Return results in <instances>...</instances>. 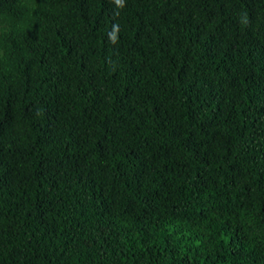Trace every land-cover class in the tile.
I'll return each mask as SVG.
<instances>
[{"label":"trees","instance_id":"obj_1","mask_svg":"<svg viewBox=\"0 0 264 264\" xmlns=\"http://www.w3.org/2000/svg\"><path fill=\"white\" fill-rule=\"evenodd\" d=\"M0 264H264V0H0Z\"/></svg>","mask_w":264,"mask_h":264}]
</instances>
